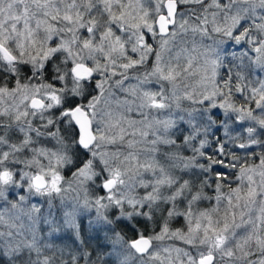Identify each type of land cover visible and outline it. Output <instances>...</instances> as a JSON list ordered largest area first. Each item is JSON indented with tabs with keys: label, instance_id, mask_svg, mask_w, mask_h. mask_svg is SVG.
Returning <instances> with one entry per match:
<instances>
[{
	"label": "clouds",
	"instance_id": "obj_1",
	"mask_svg": "<svg viewBox=\"0 0 264 264\" xmlns=\"http://www.w3.org/2000/svg\"><path fill=\"white\" fill-rule=\"evenodd\" d=\"M0 264H264V0H0Z\"/></svg>",
	"mask_w": 264,
	"mask_h": 264
}]
</instances>
